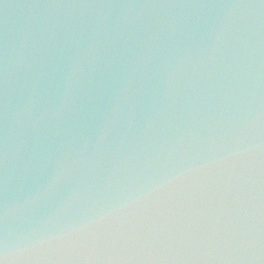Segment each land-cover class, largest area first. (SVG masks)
Wrapping results in <instances>:
<instances>
[{"label":"water","instance_id":"water-1","mask_svg":"<svg viewBox=\"0 0 264 264\" xmlns=\"http://www.w3.org/2000/svg\"><path fill=\"white\" fill-rule=\"evenodd\" d=\"M231 3L246 6L251 75L243 93L220 59L179 86L157 147L145 146L129 165L107 162L163 102V61L176 52L212 55L206 20ZM121 110L132 127L122 118L102 138ZM69 141L75 158L99 149L105 164L66 208L67 219L101 214L187 160L264 148V0H0V264H141L42 239L50 230L44 218L14 209L47 184ZM13 248L22 251L13 257Z\"/></svg>","mask_w":264,"mask_h":264},{"label":"clouds","instance_id":"clouds-1","mask_svg":"<svg viewBox=\"0 0 264 264\" xmlns=\"http://www.w3.org/2000/svg\"><path fill=\"white\" fill-rule=\"evenodd\" d=\"M220 8L206 20L212 55L176 52L163 61L159 72L166 84L163 102L152 107L134 135L125 134L107 162L129 165L145 146L157 147L175 116L179 86L210 70L220 59L226 62L234 90L243 93L251 75L246 6L231 3ZM75 75L73 70L70 79ZM122 118L132 127L127 115L118 111L107 122L102 138L110 136ZM75 155L69 141L47 184L14 205L18 212L44 218L50 230L42 239L90 245L93 251L107 253L106 259H125L112 254L126 253L141 264H264V148L238 147L187 160L101 214L67 219L66 208L105 164L99 149L87 158L84 150L79 158ZM69 183L70 189L62 195ZM20 251L13 248L12 256Z\"/></svg>","mask_w":264,"mask_h":264}]
</instances>
